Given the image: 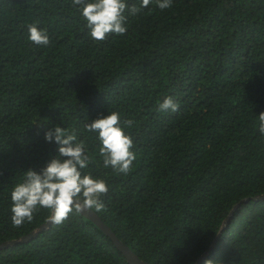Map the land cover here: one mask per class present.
<instances>
[{
    "label": "trees",
    "instance_id": "trees-1",
    "mask_svg": "<svg viewBox=\"0 0 264 264\" xmlns=\"http://www.w3.org/2000/svg\"><path fill=\"white\" fill-rule=\"evenodd\" d=\"M32 23L47 29L48 46L28 40ZM127 25L96 41L72 0H0V244L47 221L39 209L13 226L10 192L56 154L44 132L61 124L92 156L84 171L107 182L98 216L142 260L194 264L240 203L201 264H264V199L242 202L264 193V138L253 127L264 111V0L153 2ZM167 95L177 112L158 111ZM107 109L135 122L127 175L103 167L95 133L83 129ZM0 264L128 262L73 212L0 249Z\"/></svg>",
    "mask_w": 264,
    "mask_h": 264
},
{
    "label": "clouds",
    "instance_id": "clouds-1",
    "mask_svg": "<svg viewBox=\"0 0 264 264\" xmlns=\"http://www.w3.org/2000/svg\"><path fill=\"white\" fill-rule=\"evenodd\" d=\"M153 2L160 10L173 5V0H139L138 5H129L128 0H72V5L85 20L90 37L103 41L110 33L124 35L128 29V16L140 14ZM27 31V38L33 44L49 45L50 36L46 28L32 23ZM179 104L173 96L167 95L158 101V111L175 113ZM134 123L132 119L123 120L119 111L109 109L106 115L83 122L85 131L95 133L99 142L98 155L105 169L111 168L117 174L127 175L135 166L133 161L137 154L132 150L134 141L127 131ZM253 127L264 138V111L254 113ZM44 139L56 145V154L40 171L24 170L22 177L13 185L10 192L13 226L32 222L39 209L49 210L48 219L54 225L62 224L73 212H106L107 206L101 196L108 191V185L105 179L84 171L92 160L84 141L78 139L76 132H70L61 124H53L45 130ZM204 264L221 262L205 260Z\"/></svg>",
    "mask_w": 264,
    "mask_h": 264
},
{
    "label": "water",
    "instance_id": "water-1",
    "mask_svg": "<svg viewBox=\"0 0 264 264\" xmlns=\"http://www.w3.org/2000/svg\"><path fill=\"white\" fill-rule=\"evenodd\" d=\"M250 199L262 200V199H264V193L253 196L252 198H245L242 200V202L248 201ZM239 206H240V203L234 204V206L229 211L228 215L223 220L222 226H221L220 230L218 231V233L216 234V236L214 237L212 243L210 244V246L205 251H203L198 256V258L195 260L194 264H201V262L207 257L208 253L211 251V249L215 245V241L221 235L222 230L226 227L230 218L232 217V215L235 213V211L238 209ZM81 214L83 216H85L86 218L90 219L92 222H94L102 230V232L111 239V242L122 253V255L124 256V258L126 259L128 264H149L147 261L142 260L135 252H133L132 249L126 243H124L122 240H120L115 235V233L112 231V229L100 219V217L98 216V214L95 211L89 210L87 213H81ZM50 224H51L50 220L47 219L46 222L41 224L36 229L32 230L30 233L23 235L18 239H12L10 241L1 243L0 249L7 248L9 246H15L18 243L26 242V241L30 240L31 238L35 237L42 230L48 228L50 226Z\"/></svg>",
    "mask_w": 264,
    "mask_h": 264
}]
</instances>
